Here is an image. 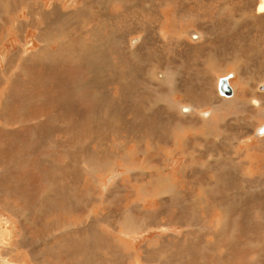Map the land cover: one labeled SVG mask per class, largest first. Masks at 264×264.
I'll list each match as a JSON object with an SVG mask.
<instances>
[{
    "label": "rangeland",
    "instance_id": "1",
    "mask_svg": "<svg viewBox=\"0 0 264 264\" xmlns=\"http://www.w3.org/2000/svg\"><path fill=\"white\" fill-rule=\"evenodd\" d=\"M19 1H31L36 20L39 4L43 11L60 7L68 23L48 30H74L78 45L104 43V53L96 63L92 53L85 55L81 87L83 99L93 100L89 112L55 104L54 92L42 105L24 96L26 114L18 113L9 105L23 97L18 88L0 89V264H234L230 251L239 240L248 242L240 247V264L249 262L247 253L264 264V216L253 228L230 203L234 195L243 202L246 190L264 203V134L256 133L264 122L258 0H0V70L16 74L19 60L30 64L42 51L38 28L14 31L9 25L26 23L27 8ZM193 28L202 38L196 42L189 38ZM55 47L52 41L48 54ZM13 54L18 60L8 63ZM155 64L165 72L163 80L150 73ZM169 74L190 92L188 103L176 94L193 107L187 114L167 105L173 96ZM228 75L232 94L225 97L217 83ZM0 80L5 86L9 81L3 72ZM235 92L242 99L236 106L218 100ZM253 114V125L241 120V132L229 125L236 115L246 120ZM222 121L229 125L224 131ZM228 180L231 188L221 192ZM253 214H264V206Z\"/></svg>",
    "mask_w": 264,
    "mask_h": 264
},
{
    "label": "bare ground",
    "instance_id": "2",
    "mask_svg": "<svg viewBox=\"0 0 264 264\" xmlns=\"http://www.w3.org/2000/svg\"><path fill=\"white\" fill-rule=\"evenodd\" d=\"M168 2V1H167ZM166 2V3H167ZM171 2V1H170ZM192 2V1H191ZM196 2V1H195ZM193 2V3H195ZM199 2V1H198ZM157 3V2H156ZM166 3L162 4V9H167L165 7ZM184 3V2H183ZM12 5V1H9L6 3V5ZM19 5L25 6L27 8V15H26V23H21V22H17L16 20H12L9 25H14L13 28H15L14 31H19V30H23V29H27L28 25H32V27L38 28V37H40V42H41V47L40 49H42V51L40 50V53H38L39 51H37V54L33 57V62L30 64H24L26 63L25 61L21 62L19 66L17 67V74L16 72L12 73V71L8 72L7 69L5 70H0V75L2 76V72L4 73L5 77L9 80L8 84L5 86V82L0 80V89L4 90L7 88V86H9L10 90L9 93H12L15 88H18L19 93L23 96L21 99L19 97H16V100L14 99V101L9 104V105H13L15 104L12 108H14L18 113L22 112L24 114H26L27 108L25 106V104H23L22 99L24 98V96H27V102L28 100L33 101V104L36 105V102L38 101V105H42L44 102L42 101L43 97H54L53 93L57 92L59 94H57L53 99L55 101V104H61L62 102L64 104H70V107L76 108V105H78V108L83 107V109H86L88 112L90 111V109L93 106V100L91 101V103H88L87 101H85L83 99V88L81 87V85H83V80L87 77L86 74V70H83V64L85 62V55H87L88 53H92L93 57L95 58V63L96 60L98 59V57H100L103 53H104V49H102L103 44L102 43H93L92 45H86V44H80L78 45V38L77 35L75 34L74 30L70 31L67 35L65 33L63 34H53V31L48 30L49 27H54V28H58V29H62L64 23H68V16L65 15L62 17L63 15V11L60 7L58 6H54L51 8V10L49 11H43L42 10V6L39 4V7H37L36 12L38 14V18L36 19H32V16L30 14L29 8L32 7L31 5V1H19L18 2ZM174 4V3H173ZM191 4V3H190ZM199 4V3H198ZM205 4V3H204ZM184 5V4H183ZM182 5V6H183ZM192 5V4H191ZM202 5V4H201ZM200 5V6H201ZM160 6V2L159 5ZM157 6V7H158ZM167 6V5H166ZM176 6V3H175ZM187 6V5H186ZM204 6V5H202ZM155 7V6H154ZM156 7V8H157ZM190 7V6H188ZM193 8V6H191ZM81 8L82 6L77 9L76 14H81ZM178 8V7H177ZM181 8V7H180ZM155 9V8H154ZM153 9V10H154ZM183 10L185 8H182ZM196 9V8H195ZM195 9L193 8V11H195ZM210 9V8H209ZM156 10V9H155ZM253 10V9H252ZM255 12L256 13H263L264 14V0H258L256 6H255ZM189 11V10H188ZM192 11V10H191ZM192 11V12H193ZM197 11V10H196ZM251 11V10H249ZM177 12V11H176ZM187 12V10H186ZM255 12H251V13H246L244 12L243 16H256ZM13 13V12H12ZM9 11H4V15H10L12 14ZM101 13H107L106 9H102ZM158 13V12H157ZM196 13V12H195ZM204 13V12H203ZM149 14V13H148ZM183 14V13H182ZM187 14V13H186ZM190 15V13H188ZM194 14V13H193ZM191 14V16L193 15ZM199 14V12H198ZM205 14V13H204ZM162 15V14H161ZM178 15V14H177ZM181 15V14H180ZM185 15V14H184ZM197 15V14H194ZM76 16V15H75ZM182 16V15H181ZM187 16V15H186ZM201 16V15H200ZM214 16V15H213ZM242 16V14H241ZM65 17V18H64ZM195 17V16H193ZM209 17V16H208ZM165 18V17H164ZM175 18V17H174ZM177 18V17H176ZM179 18V17H178ZM177 18V19H178ZM190 18V17H189ZM250 18V17H249ZM260 18V17H258ZM167 19V18H166ZM169 21H171L172 17L170 15V18L168 17ZM72 20V18L70 19ZM179 20V19H178ZM182 20V19H181ZM204 20V19H203ZM260 20V19H258ZM35 21H39L37 22L38 25H35ZM162 21V19L160 20V22ZM167 21V20H166ZM199 21V20H198ZM158 22V21H157ZM159 22V29L162 31V26ZM179 22V21H178ZM189 22V21H188ZM204 22V21H202ZM165 23V22H164ZM180 23V22H179ZM185 23V21H184ZM258 23V22H257ZM199 24V23H196ZM253 24V23H252ZM194 26V25H193ZM192 26V27H193ZM201 26V25H200ZM183 27V26H182ZM189 27V26H188ZM204 27V25H203ZM53 28V29H54ZM202 28V27H201ZM149 29V28H148ZM177 29V28H176ZM194 30V28L192 29ZM204 30V29H203ZM49 31V32H47ZM152 31V30H151ZM154 33H160L159 31H155L153 29ZM191 31V30H190ZM144 32V31H143ZM197 32V31H196ZM194 30V33L191 32V34H189V38L192 41H197L201 38V35L196 33ZM203 32V31H202ZM2 33V32H1ZM149 34V33H148ZM151 37H154V34H150ZM112 36V35H111ZM143 36V35H142ZM172 36V35H171ZM37 37V38H38ZM108 37V36H106ZM167 37V36H166ZM170 37V36H169ZM176 36V40H177ZM207 36L205 35V38ZM114 38V37H113ZM155 38V37H154ZM168 38V37H167ZM184 39V38H183ZM202 39V38H201ZM204 39V38H203ZM152 40V38H151ZM169 40V39H168ZM171 40V39H170ZM169 40V41H170ZM208 40V39H206ZM210 40V39H209ZM208 40V41H209ZM253 40V39H252ZM261 40V39H260ZM53 41V44H55V48L53 49L52 53L48 54V50L47 48L50 46L51 42ZM109 41V40H108ZM160 41V40H159ZM175 41V40H174ZM173 41V42H174ZM184 41V40H183ZM182 41V42H183ZM195 41V42H196ZM63 43L62 46L59 47L58 49V54H57V60L55 63H53L54 65L52 66L50 64L49 61L52 60V58L54 57L57 47L59 46L60 43ZM158 42V41H157ZM179 42V41H178ZM181 42V43H182ZM260 42V41H259ZM262 42V41H261ZM180 43V45H181ZM190 43V42H189ZM209 43V42H207ZM150 44V43H149ZM163 43H161L160 45H162ZM256 44V43H255ZM260 45V43H258ZM167 45V44H166ZM191 45V43H190ZM198 45V44H197ZM182 46V45H181ZM180 46V48H181ZM185 46V45H184ZM187 46V45H186ZM195 46V45H194ZM199 46V45H198ZM263 46V45H262ZM261 46V47H262ZM156 47V46H155ZM164 47V46H163ZM191 47V46H189ZM39 48V47H38ZM193 48V47H192ZM206 48V47H205ZM241 48V47H240ZM185 49V48H184ZM209 49V48H208ZM149 50V49H148ZM187 50V49H186ZM192 49H190L191 51ZM244 50V49H243ZM103 51V53H102ZM159 51V50H158ZM44 52V53H43ZM166 52V51H165ZM209 52V50H208ZM34 53V52H33ZM131 53V52H130ZM147 53V52H146ZM202 53V52H201ZM220 53V52H218ZM148 54V53H147ZM154 55V54H153ZM186 55V54H185ZM240 56V55H239ZM205 57V56H204ZM210 57V56H209ZM156 58V57H155ZM162 58V57H161ZM18 59L16 58V54H13L9 57V59L7 60L8 63H14L15 61H17ZM151 60V59H150ZM168 60V59H167ZM210 60V58H209ZM91 61V60H90ZM161 61V60H160ZM177 61V60H176ZM205 61V60H204ZM208 61V60H207ZM242 61V60H241ZM98 62V61H97ZM152 62V61H151ZM164 62V61H163ZM206 62V61H205ZM209 62V61H208ZM234 62V61H233ZM204 63V62H203ZM208 64V63H207ZM206 64V65H207ZM210 64V63H209ZM236 64V63H235ZM156 65V64H155ZM203 65V64H202ZM201 65V66H202ZM238 65V64H237ZM205 66V65H204ZM203 66V67H204ZM157 67H161L160 65H156V66H151L150 73L153 75H157L156 77H158L159 80H163L165 78V72H159L157 71ZM171 67V66H170ZM175 67V65H174ZM206 67V66H205ZM213 67V66H212ZM212 67H208V71L209 70H213L214 68ZM235 67V66H234ZM238 67V66H237ZM86 68V67H85ZM177 68V67H176ZM262 68V67H261ZM163 69V68H162ZM170 69V68H169ZM172 69V68H171ZM174 69V68H173ZM202 69V68H200ZM199 69V70H200ZM175 70V69H174ZM173 70V72H174ZM207 70V68H206ZM205 70V71H206ZM217 70V69H216ZM239 71V70H238ZM91 72V71H90ZM175 72H179L178 70H175ZM237 72V71H236ZM261 72V71H260ZM89 73V72H88ZM92 73V72H91ZM60 74L64 77L61 78ZM202 74V73H201ZM252 74V73H251ZM17 75V76H16ZM92 75V74H91ZM170 75V74H169ZM168 78L170 80V87H171V92L173 93L172 97H169L168 101H167V105L170 106L172 109L178 110L180 111V113L182 114H187L189 113V111L191 109H193V107L191 108L190 104H187L190 100L188 99L190 95V92L188 90L187 87H184L182 85H180L178 83V81L180 80L177 75L172 74L169 76ZM203 75V74H202ZM241 75V74H240ZM16 76V77H15ZM207 76V75H206ZM245 76V75H244ZM15 79L13 80L12 78ZM19 77L21 78V81L19 82ZM2 78V77H1ZM219 79V78H218ZM86 81V80H85ZM228 83V81H227ZM93 84V83H92ZM229 85V84H228ZM243 86V85H242ZM261 86L260 89L263 88V85H259ZM230 87V86H229ZM86 91V90H85ZM101 91V90H100ZM6 93V92H5ZM177 93H180V95L182 96L183 99H187V103L185 101H183L182 99H177ZM90 94V93H89ZM92 94V93H91ZM232 94V90L231 93L225 97H228ZM11 95V94H9ZM77 96L79 99L74 103V102H70L67 99H70L72 96ZM6 96V95H5ZM92 96V95H91ZM95 97V96H94ZM48 98V99H49ZM75 98V97H74ZM86 98V96H85ZM88 98V97H87ZM241 98V97H240ZM252 98V97H251ZM2 99V98H1ZM9 99V98H8ZM5 100H7L5 98ZM220 102H224L225 104H234V106L238 105L242 99H239V96L236 95V92L234 93V95L230 98V99H218ZM2 101V100H1ZM11 101V100H10ZM52 101V100H51ZM181 101L185 102V104L180 103ZM193 100L191 99V102ZM111 102V101H110ZM110 102H109V106H110ZM114 102V99H113ZM116 102V100H115ZM53 103V102H52ZM118 103V102H117ZM187 104V105H186ZM52 105V104H50ZM62 105V104H61ZM113 105V103H112ZM33 106V105H31ZM54 106V105H53ZM28 107V106H27ZM50 107V106H49ZM41 108V107H40ZM196 108V107H195ZM52 109V108H51ZM55 109V108H53ZM58 110V109H57ZM63 110V109H62ZM103 110L105 111V108H103ZM117 110V109H115ZM253 110H259L258 109H253ZM82 111V110H81ZM103 111V113H104ZM54 112V111H53ZM106 112L109 115L110 112V108H108L106 110ZM113 112V111H112ZM173 112V111H172ZM29 114V113H28ZM78 114V113H77ZM20 115V114H19ZM106 115V113H105ZM114 115V114H113ZM122 115V114H121ZM190 115V114H189ZM188 117L194 121V119L189 116ZM30 116V115H29ZM93 116V115H92ZM98 116V114H97ZM97 116H93L94 120L97 121V119L99 117ZM111 116V115H110ZM118 116V114H117ZM116 116V117H117ZM256 115H252L251 117L247 118L246 120H244L243 118H239L238 115H236V117H234L230 122L229 125L231 123L234 124V127H232L235 131H239L241 132L242 130V126L241 124L244 123V125H253L254 122L256 121ZM258 116V115H257ZM73 117V116H72ZM76 117V116H75ZM120 117V116H118ZM255 117V118H254ZM259 118V117H258ZM105 120V119H104ZM119 120V119H118ZM241 120L243 121V123L241 122ZM200 121L202 123H208L210 120L209 119H200ZM122 123V122H121ZM224 123L223 121L221 122V124ZM57 124V123H56ZM117 124V123H116ZM115 124V126H116ZM225 124V123H224ZM229 125H223L221 130H225L226 127H229ZM22 126V125H21ZM60 126V125H59ZM220 125H217L216 128H219ZM195 130V129H194ZM12 132V131H11ZM196 133V132H195ZM197 134V133H196ZM204 137V136H203ZM137 138V137H136ZM204 143V142H203ZM183 145V144H182ZM209 146V145H208ZM212 147V146H211ZM215 149V148H214ZM229 154V153H228ZM227 154V155H228ZM224 157V156H223ZM237 157V156H236ZM231 160V159H230ZM229 161V159H228ZM232 161V160H231ZM251 161V160H250ZM249 161V162H250ZM230 162V161H229ZM248 162V163H249ZM236 164V163H235ZM241 164V163H240ZM224 165V164H223ZM229 165V164H228ZM232 165V163H231ZM238 165V164H237ZM253 165V164H252ZM255 165V164H254ZM228 167V166H227ZM232 167V166H230ZM235 167V166H234ZM237 167V166H236ZM249 168H251L250 166H248ZM233 168V167H232ZM235 169V168H234ZM241 169V168H240ZM236 171V170H235ZM234 172V171H233ZM249 172H251L249 170ZM244 173V172H243ZM215 174V173H214ZM237 174V173H236ZM263 174V173H262ZM162 177V176H161ZM222 183V188H220L221 192L225 189H230L232 186V183L230 182V180L225 181L224 184ZM173 185V184H172ZM216 183H213L212 186H215ZM178 185H176L177 187ZM263 186V185H262ZM168 187V186H167ZM230 187V188H229ZM249 188V187H247ZM246 188V189H247ZM172 189V188H171ZM263 188H260V191H263ZM183 191V190H182ZM169 192V191H168ZM174 192V191H173ZM166 193V191H165ZM244 196L242 197V201L241 202V197H237L236 195H234L233 199H231L230 203L231 205H237L236 208V212L239 215V217H241L245 223L251 225V227L258 229V226L255 225L258 217L259 220H262V216H264V214L262 215H254L253 212L255 209H260L264 206V203L262 200H260L262 197H258L257 194L253 193H249L247 194V190L244 192ZM167 194V193H166ZM169 194V193H168ZM172 194V193H170ZM195 194V193H194ZM251 195V197L247 198L246 196ZM167 196V195H166ZM169 196V195H168ZM264 196V194H263ZM171 197V196H170ZM244 198V199H243ZM247 198V199H246ZM249 199V200H248ZM234 200H236V202H234ZM239 203H238V202ZM242 207H247V214H245V212L243 213V209ZM235 209V208H234ZM219 210V209H218ZM217 211V210H216ZM258 212L260 213V211L258 210ZM216 213V212H215ZM262 213V212H261ZM227 225H231V224H227ZM262 225V224H261ZM261 225H259V227H261ZM217 226H219V223L217 224ZM220 226H223L220 224ZM232 227V226H231ZM2 232V231H1ZM264 233V232H263ZM224 235V234H223ZM204 236V235H203ZM217 237V236H216ZM234 237V236H233ZM1 238V237H0ZM181 239V238H180ZM199 240V239H197ZM231 241V240H230ZM219 242V241H218ZM229 243V242H228ZM220 245V244H219ZM200 246V245H199ZM202 246V245H201ZM218 247V246H217ZM148 250V249H147ZM195 250V249H194ZM1 252V251H0ZM145 252V251H144ZM192 252V251H191ZM197 252V251H196ZM198 254V253H197ZM208 254V253H207ZM151 255V254H150ZM194 255V254H193ZM2 257V256H1ZM3 258V257H2ZM247 259V258H246ZM180 260V259H179ZM190 260V259H189ZM251 260V259H250ZM159 261V260H158ZM1 262V261H0ZM6 262V261H5ZM155 262V261H154ZM243 262V261H242ZM245 262V261H244ZM179 264V263H178Z\"/></svg>",
    "mask_w": 264,
    "mask_h": 264
},
{
    "label": "crops",
    "instance_id": "3",
    "mask_svg": "<svg viewBox=\"0 0 264 264\" xmlns=\"http://www.w3.org/2000/svg\"><path fill=\"white\" fill-rule=\"evenodd\" d=\"M234 202H236V200H234ZM261 221L259 219H257L255 225L257 226V223H261ZM259 225H261V224H258V226ZM217 227H219V226H217ZM256 239L259 240L258 237ZM260 240H262V237L260 238ZM235 244H236L237 248L235 250L233 249L232 251H230L231 252V262L234 264H240L242 257H240V260H237V258H239V256L242 255V253L240 252V247H242V246L247 247L248 242L246 240H239V241H236ZM246 257L249 261L247 264H257L259 262V261L253 262V257L249 253L246 254Z\"/></svg>",
    "mask_w": 264,
    "mask_h": 264
},
{
    "label": "water",
    "instance_id": "4",
    "mask_svg": "<svg viewBox=\"0 0 264 264\" xmlns=\"http://www.w3.org/2000/svg\"><path fill=\"white\" fill-rule=\"evenodd\" d=\"M231 77V75L228 76H222L218 79L217 83V90L218 94L221 96H227L231 93V88L229 87L227 80ZM257 134L262 135L264 134V122L259 125L257 131Z\"/></svg>",
    "mask_w": 264,
    "mask_h": 264
}]
</instances>
